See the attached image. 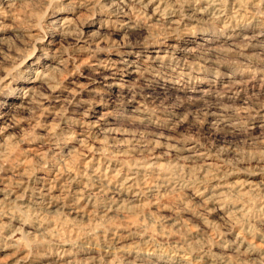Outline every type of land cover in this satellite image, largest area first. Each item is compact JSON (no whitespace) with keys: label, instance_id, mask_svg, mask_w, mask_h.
I'll list each match as a JSON object with an SVG mask.
<instances>
[{"label":"rangeland","instance_id":"obj_1","mask_svg":"<svg viewBox=\"0 0 264 264\" xmlns=\"http://www.w3.org/2000/svg\"><path fill=\"white\" fill-rule=\"evenodd\" d=\"M4 1L0 264H264V0Z\"/></svg>","mask_w":264,"mask_h":264},{"label":"bare ground","instance_id":"obj_2","mask_svg":"<svg viewBox=\"0 0 264 264\" xmlns=\"http://www.w3.org/2000/svg\"><path fill=\"white\" fill-rule=\"evenodd\" d=\"M4 2H5V4H7V3L9 4V3H10V0H5ZM12 3H13V2H12ZM13 5H14V4H13ZM5 8H6V6H5ZM154 10H155V9H154ZM153 12H154V11H153ZM215 17H216V16H215ZM147 56H148V55H147ZM131 63H132V62H131ZM130 65H131V64H130ZM102 178H103V177H102ZM108 184H109V183H108ZM129 185H130V184H129ZM120 193H121V192H120ZM49 196H50V195H49Z\"/></svg>","mask_w":264,"mask_h":264},{"label":"clouds","instance_id":"obj_3","mask_svg":"<svg viewBox=\"0 0 264 264\" xmlns=\"http://www.w3.org/2000/svg\"><path fill=\"white\" fill-rule=\"evenodd\" d=\"M140 2L142 3L143 2V0H140ZM149 2L151 3L152 2V0H149ZM3 81L2 80H0V83H2Z\"/></svg>","mask_w":264,"mask_h":264}]
</instances>
